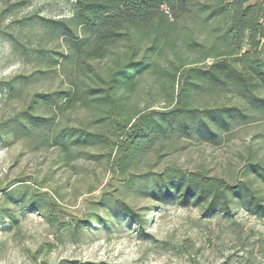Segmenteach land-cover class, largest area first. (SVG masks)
<instances>
[{
	"label": "trees",
	"instance_id": "16d2710c",
	"mask_svg": "<svg viewBox=\"0 0 264 264\" xmlns=\"http://www.w3.org/2000/svg\"><path fill=\"white\" fill-rule=\"evenodd\" d=\"M70 6L66 18L13 17L4 28L10 54L32 69L0 81L1 95L36 82L55 88L28 92L23 109L2 124L0 140L23 137L36 150H54L55 165L63 167L96 150L110 182L125 191L206 215L245 208L264 221V167L258 164L247 163L233 183L175 166L132 172L140 159L160 158L182 144L220 146L237 127L254 122L255 112L264 115L258 96L264 88V0H73ZM226 96L242 105L227 106ZM75 112L88 118L87 126L67 123ZM35 186L31 191L17 181L0 197L56 224L55 202ZM91 204L82 225L100 223V210L141 229L146 223L112 194L101 193ZM4 221L17 223L0 207Z\"/></svg>",
	"mask_w": 264,
	"mask_h": 264
},
{
	"label": "rangeland",
	"instance_id": "374dc122",
	"mask_svg": "<svg viewBox=\"0 0 264 264\" xmlns=\"http://www.w3.org/2000/svg\"><path fill=\"white\" fill-rule=\"evenodd\" d=\"M72 2L0 0V81L32 69L10 54L2 32L11 18H66ZM9 14L12 17H7ZM49 87L55 85L36 82L10 97L0 93V130L23 109L28 92ZM258 96L264 99V88ZM223 103L242 105L227 96ZM254 115V122L237 127L220 146L182 144L173 153L163 151L160 158L140 159L132 172H160L175 166L183 172L200 171L207 178L229 183L241 180L247 163L264 167V115ZM88 122L76 112L67 119L70 126H87ZM88 152L93 157H81L63 167L55 165L54 150H36L23 137L0 140V190L17 181H25L31 191L37 188L35 184H41L37 190L55 202L57 216V223L49 225L43 213L8 204L0 197V207L9 209L17 219L14 225L0 223V264H264V221L247 209L206 215L193 207L156 203L110 182L105 164L97 158L99 152ZM101 193L128 203L144 218V228L102 210L97 212L100 223L82 225L80 220L90 213L91 202ZM262 195L264 198V190ZM78 222L80 229L72 237L70 232Z\"/></svg>",
	"mask_w": 264,
	"mask_h": 264
}]
</instances>
